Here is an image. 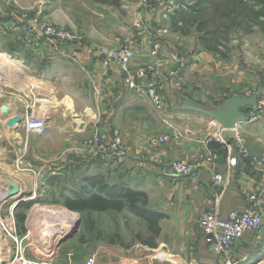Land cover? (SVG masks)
<instances>
[{
  "label": "crops",
  "instance_id": "1",
  "mask_svg": "<svg viewBox=\"0 0 264 264\" xmlns=\"http://www.w3.org/2000/svg\"><path fill=\"white\" fill-rule=\"evenodd\" d=\"M159 9H150V14H146L141 22L143 27L137 28L133 51L136 61H142L148 58L153 36L162 37L159 38L160 56L164 62L162 94L167 123L157 118L145 98L125 87L117 68L107 67L99 58L87 55L88 44L117 47L123 43V36L87 34L88 41L83 46L79 64L65 56L58 59L43 40L31 45V50L25 55L21 52L28 49L27 43L21 41V45L13 50L10 37L0 40V55L3 59L8 57L12 60L14 54L17 62L12 63L15 72L18 71L17 75H11L13 78L2 75L7 82L0 83V124L4 126L3 138L0 139V181H5L8 173H22L29 181L27 192L30 195L27 199L32 200L36 196L42 200L40 203L31 201V209L27 212H18L19 207L15 208L27 199L12 201L9 210L14 221L15 213H24L26 221L35 204L63 207L64 196H72L86 186L88 177L99 176L106 182L146 193L149 207L165 214L160 221L158 244L181 264L263 262L264 214L261 229L258 232L245 231L222 256L208 248L198 219L210 209L220 217L242 209L244 192L252 190L262 179L261 172L248 165L230 167L228 157L235 152L239 141L252 154L263 155V125L256 123L243 130L239 125L225 128L211 116L209 109H225L239 104L259 87L264 90V77L257 80L252 78L255 74L246 75L229 59H221L205 51L195 37L192 46L185 45L181 41L183 37L173 31L167 21L160 23ZM4 27H7L6 23ZM30 57L34 60L30 61ZM13 68L5 65L4 72L11 74L8 69ZM32 103L34 107L27 109V105ZM30 111L45 118L43 133L26 134L22 121L19 124L21 132L5 135L8 127L11 130L18 124H11L12 118L23 119ZM171 127L182 134L179 139L157 149L148 146L150 137L169 131ZM112 129L120 131L129 150L127 157L111 158L84 150L83 142L94 133L102 136L103 144L108 142ZM207 140L217 154L216 169L224 177L221 186L211 183L210 171L206 167H202L195 177L179 178L172 175L165 165L153 161V158L165 162L171 159L193 160L204 151ZM37 177L40 178L39 183ZM54 193L59 195L52 198ZM3 194L0 204L5 200L6 192ZM6 240L0 234L2 264L11 256ZM32 244L29 243L28 249V245L25 247V254L29 258H40L36 256L39 249L36 250ZM52 257L55 262L56 256L52 254ZM123 258L132 259L125 255Z\"/></svg>",
  "mask_w": 264,
  "mask_h": 264
},
{
  "label": "rangeland",
  "instance_id": "2",
  "mask_svg": "<svg viewBox=\"0 0 264 264\" xmlns=\"http://www.w3.org/2000/svg\"><path fill=\"white\" fill-rule=\"evenodd\" d=\"M194 1L0 0V40L10 37L13 50L14 47L21 45V41L23 44L27 43L28 49L25 48L21 52L25 55L31 50V45L41 42L39 40L46 43L43 36L35 34L31 30L37 22H47L79 34L85 41L83 46L88 41L87 34H111V36H123L124 40L132 37L136 40L137 28L141 26L146 14H150V9L159 7L161 10L159 15L162 18L160 23L164 24V21H167L170 26L172 13L182 4H190ZM162 10L164 11L162 12ZM4 23L7 27H4ZM179 35L181 34L179 33ZM194 35L195 33L181 35L183 37L181 41L185 45L192 46ZM159 38L162 37L153 36L151 41L160 40ZM90 45L88 44V47ZM83 46H81V50H83ZM227 48L228 59L237 66V69L243 70L246 75L247 73L255 74L252 78H257V80L264 77V34L258 27H255L249 34L233 31ZM50 51L51 54L59 57L58 59H62L54 49L50 48ZM11 57L15 63L16 56L13 54ZM32 58L30 57L29 60H34ZM2 59L3 56L0 55V60ZM3 70L4 67L0 66V82L4 83L7 81L5 78L2 79V75L12 77L11 75H15V73L14 70L8 69L11 74H6ZM19 124L14 126L12 131L6 127L8 131H5V135L12 136L16 132H21ZM257 124L264 127V122ZM249 125L254 124L240 123L239 128L241 130L249 129ZM3 127V124H0V139L3 138ZM241 133L243 134V132ZM21 174L9 173V176L5 178L6 181L4 179L0 181V196L4 192L9 194L17 191L14 197H9V200H1L0 208L3 215L9 214V208L12 205L10 203L20 192L28 191L29 181ZM38 178L37 183L40 181ZM56 195L59 193H54L51 196L56 198ZM28 196L23 195L22 199H27ZM25 201L40 203L42 200L35 196L32 200ZM34 206L24 225L20 228L16 227V232L19 240H22L21 245H28L26 249L30 247L29 243H33L32 246L36 250L39 249L37 257H47L46 253L50 256L54 254L56 258H54L53 264H85L86 259L92 255L95 258V264H181L165 247L158 244V240L155 248H149L133 240L135 234H145V227L139 218L126 210L121 212H75L67 208L66 211L63 209L64 206H41L39 204ZM30 209L19 207L18 212H27ZM119 240L122 245L119 244ZM0 243L2 246V242ZM5 243L10 246V260H12L17 247L10 239H7ZM122 254L126 257L130 256L132 259L127 260L123 258ZM259 264H264V261Z\"/></svg>",
  "mask_w": 264,
  "mask_h": 264
},
{
  "label": "built area",
  "instance_id": "3",
  "mask_svg": "<svg viewBox=\"0 0 264 264\" xmlns=\"http://www.w3.org/2000/svg\"><path fill=\"white\" fill-rule=\"evenodd\" d=\"M31 30L35 34L43 36L47 45L61 56L67 57L73 63H80L81 46L85 41L79 34L47 22H37ZM134 44V37L125 39L117 47L91 44L87 49V55L99 58L107 67L117 68L121 72L125 87L133 94L145 98L157 118L167 123L164 108L165 101L162 94L161 71L164 62L160 56L161 41L156 39L150 42L147 53L148 58L142 61H136L135 59ZM33 107V103L27 105V109ZM258 122H264V90L258 95L256 105L246 112V120L243 123L255 124ZM23 125L26 134H41L46 129L45 118L35 115L32 111L25 114ZM181 136L182 134L177 129L171 127L169 131L150 137L148 146L157 149L159 146L171 140H177ZM102 140L103 138L99 133H94L83 142L84 150L91 154L99 153L111 158L127 157L129 155V150L123 143L118 129H112L108 142L103 144ZM153 161L165 165L172 175L179 178L195 177L202 167H206L210 171L211 183L214 186H221L224 181L223 175L216 169L217 154L211 149L208 140L204 151L197 154L193 160L171 159L165 162L159 158H153ZM240 164L248 165L261 172L262 175L261 181L252 190L244 192V207L240 210L230 211L226 217H220L215 210L210 209L203 212L198 219L200 231L204 235L208 248L217 256H222L230 250L245 231L258 232L262 226L264 214V154H252L239 141L235 152L228 157V165L237 167ZM0 234L3 239L13 241L17 247L12 260H8L6 264H53V257L48 253H46L47 257L37 259L29 258L25 254L24 249L27 244L21 245L22 240L18 238L16 222L13 219L11 210H9L8 215H3L0 208ZM85 264H95L94 256L88 257Z\"/></svg>",
  "mask_w": 264,
  "mask_h": 264
},
{
  "label": "trees",
  "instance_id": "4",
  "mask_svg": "<svg viewBox=\"0 0 264 264\" xmlns=\"http://www.w3.org/2000/svg\"><path fill=\"white\" fill-rule=\"evenodd\" d=\"M170 26L181 35L195 33L198 44L205 51L228 59L227 47L233 31L249 34L258 27L264 34V0H195L184 3L172 13ZM210 147L214 150L211 144ZM86 181L87 185L72 196H64L65 208L75 212L126 210L139 218L145 227V234L137 233L133 240L149 248L157 247L160 221L165 214L149 207L145 192L109 183L94 175ZM30 206L31 202H20L15 208L28 209ZM14 216L17 228L24 225V213H15Z\"/></svg>",
  "mask_w": 264,
  "mask_h": 264
},
{
  "label": "water",
  "instance_id": "5",
  "mask_svg": "<svg viewBox=\"0 0 264 264\" xmlns=\"http://www.w3.org/2000/svg\"><path fill=\"white\" fill-rule=\"evenodd\" d=\"M261 91L262 89L259 87L254 93L246 96V98H243L239 104L230 105L225 109H209V113L223 127L233 128L246 120V112L251 110L256 105L258 95ZM22 121L23 119L21 118H15L12 119L10 123H21ZM15 194H17V191L10 192L9 194H6L5 199L14 197ZM23 195H30V192H20L19 195L14 198L15 200L13 202L22 199Z\"/></svg>",
  "mask_w": 264,
  "mask_h": 264
},
{
  "label": "bare ground",
  "instance_id": "6",
  "mask_svg": "<svg viewBox=\"0 0 264 264\" xmlns=\"http://www.w3.org/2000/svg\"><path fill=\"white\" fill-rule=\"evenodd\" d=\"M13 61L11 60V59H9L8 57H4V59H2V62L0 63V66H2V67H4L5 65H12L14 68L13 69H11V70H14V73L16 74V72H18V71H16L15 72V70H16V68H15V66H14V63H12ZM17 62V61H16ZM16 65V64H15ZM6 68V67H5ZM18 70H20V69H18ZM3 71H5V70H3ZM12 72V71H11ZM13 73V74H14ZM22 73V72H21ZM17 75V74H16ZM20 75V74H19ZM18 75V76H19ZM1 83V82H0ZM67 104V103H66ZM10 119V118H9ZM13 119V118H12ZM9 174V173H8ZM8 180V179H7ZM6 181V180H5ZM48 217V216H47ZM257 264H259V263H257Z\"/></svg>",
  "mask_w": 264,
  "mask_h": 264
}]
</instances>
